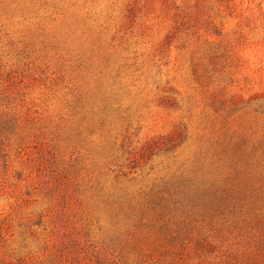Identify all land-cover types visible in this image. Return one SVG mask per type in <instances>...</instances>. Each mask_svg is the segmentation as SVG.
<instances>
[{
	"label": "rangeland",
	"instance_id": "1",
	"mask_svg": "<svg viewBox=\"0 0 264 264\" xmlns=\"http://www.w3.org/2000/svg\"><path fill=\"white\" fill-rule=\"evenodd\" d=\"M0 264H264V0H0Z\"/></svg>",
	"mask_w": 264,
	"mask_h": 264
}]
</instances>
